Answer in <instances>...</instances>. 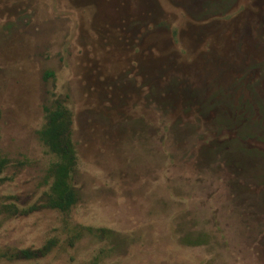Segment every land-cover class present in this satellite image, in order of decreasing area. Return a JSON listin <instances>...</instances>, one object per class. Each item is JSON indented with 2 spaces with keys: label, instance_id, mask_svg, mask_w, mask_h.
I'll use <instances>...</instances> for the list:
<instances>
[{
  "label": "rangeland",
  "instance_id": "obj_1",
  "mask_svg": "<svg viewBox=\"0 0 264 264\" xmlns=\"http://www.w3.org/2000/svg\"><path fill=\"white\" fill-rule=\"evenodd\" d=\"M57 98L79 201L2 220L55 244L0 264H264V0H0V204L48 191Z\"/></svg>",
  "mask_w": 264,
  "mask_h": 264
},
{
  "label": "trees",
  "instance_id": "obj_2",
  "mask_svg": "<svg viewBox=\"0 0 264 264\" xmlns=\"http://www.w3.org/2000/svg\"><path fill=\"white\" fill-rule=\"evenodd\" d=\"M48 77L52 73L47 74ZM44 125L37 131L39 141L51 153L56 162L46 171V180H51L49 189L43 193L38 201L25 210L17 209L13 204H0V222L5 218L30 212L52 209L66 212L79 201L76 189L71 185V178L75 173V151L70 139V114L60 98L54 99L43 108ZM9 165V160L0 154V184L4 181L3 172ZM85 231L93 237H106L109 233L105 229L86 228ZM201 238H195L189 244L197 246L202 243ZM55 241L49 239L39 249L0 248V261H32L47 255ZM95 259L90 264H96Z\"/></svg>",
  "mask_w": 264,
  "mask_h": 264
}]
</instances>
